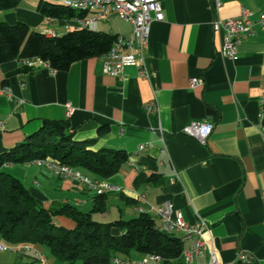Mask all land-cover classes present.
Listing matches in <instances>:
<instances>
[{"label": "crops", "instance_id": "crops-1", "mask_svg": "<svg viewBox=\"0 0 264 264\" xmlns=\"http://www.w3.org/2000/svg\"><path fill=\"white\" fill-rule=\"evenodd\" d=\"M40 1L20 0L16 7L0 10V21L23 22L40 32L52 29L56 35L74 29L69 18L47 22L38 9ZM218 1L219 7L216 0H159L163 19L150 24L145 52L148 78L139 77L132 66L120 76L107 75L100 57L75 61L67 70L55 72L39 62L1 63L0 88L7 86L10 95L0 94V153L39 129L43 120L66 119L75 140L90 141L87 148H121L128 154L116 173L96 179L118 188L104 192V212L92 213L97 221L147 213L159 224L157 209L169 202L187 222L208 223L206 236L218 264H264V135L260 130L264 33L243 38L236 54L228 57L220 53L222 33L212 27L216 18L236 17L243 7L256 19L264 0ZM114 18L119 17L104 22ZM109 27V32L125 36L131 29L129 23L125 30ZM193 77L202 83L191 87ZM150 101L156 104L154 112L145 108ZM67 105L72 109L69 114ZM194 121L213 124L204 144L182 133ZM102 124L107 131L98 135ZM2 170L17 177L45 208L70 203L80 210L79 205L86 206L84 212L92 209L96 191L71 177H60L34 162L5 164ZM56 220L73 226L67 217ZM189 244L183 241V250ZM37 253L59 264L38 244L15 256L19 264ZM145 255L130 250L117 256L139 261ZM204 262L205 257L199 256L193 264ZM151 264L185 262L180 255Z\"/></svg>", "mask_w": 264, "mask_h": 264}, {"label": "trees", "instance_id": "trees-1", "mask_svg": "<svg viewBox=\"0 0 264 264\" xmlns=\"http://www.w3.org/2000/svg\"><path fill=\"white\" fill-rule=\"evenodd\" d=\"M20 0H0V10L14 8ZM39 11L52 18H70L75 11L64 3L41 0ZM115 34L77 28L61 35L47 37L29 29L23 22L9 24L0 21V64L39 59L55 70H67L71 63L99 57L112 46ZM264 111V102H263ZM108 126L102 124L97 133ZM90 141H77L69 122L43 120L39 129L21 142L0 153V239L8 245H43L49 255L64 264H109L118 254L130 250L142 254H157L162 259L178 258L183 250L181 237L158 230L153 217L140 213L129 219L101 222L93 212H104L105 193L96 194L91 211L84 212L73 204L57 208L43 207L22 182L2 170L5 164L32 162L52 157L63 164L102 179L116 173L128 159L121 148H87ZM64 216L73 222L66 227L56 218ZM113 229H117L114 232ZM19 264H38V258Z\"/></svg>", "mask_w": 264, "mask_h": 264}, {"label": "built area", "instance_id": "built-area-1", "mask_svg": "<svg viewBox=\"0 0 264 264\" xmlns=\"http://www.w3.org/2000/svg\"><path fill=\"white\" fill-rule=\"evenodd\" d=\"M66 6L73 9L76 14L69 19L74 29L85 28L96 31L99 21H108L113 16L125 20L131 25L129 35L115 34L114 42L111 48L100 59L102 60L103 73L110 76H120L125 67L132 66L138 70V76L148 78L149 73L145 64V52L149 36L150 24L154 20H162L163 14L159 0H66L63 2ZM220 3L216 0V7ZM47 22L51 23L54 18L46 16ZM214 30L222 33V45L220 53L224 56L232 57L236 54L237 46L241 40L249 35H254L258 31L264 33V7L256 19L247 8H242L240 14L236 17L216 18L212 22ZM47 37H52L55 31L47 29L43 32ZM27 64L39 62L50 69L51 72L56 70L51 68L47 62L39 59L24 60ZM200 78H191V87L200 85ZM0 94L10 95V89L7 86L0 88ZM264 97L260 110V130L264 135ZM148 112L156 111V104L150 101L145 105ZM71 107L67 105V113L71 112ZM213 124L206 121H194L182 129V133L196 138L201 144H204L212 133ZM139 145L138 148H143ZM32 162L37 165H43L53 171L60 177H71L89 188L94 189L97 194H101L113 189L108 184L93 179L82 171L63 164L52 157L38 158ZM141 211V210H140ZM159 215V224L157 228L166 233H180L183 241H189L188 248L182 250L181 256L185 264H193L196 257H205L204 264H218V256L212 244V241L206 236L209 231L208 223L203 219H198L189 223L183 214L174 209L171 203H165L157 209ZM13 250L24 252L30 249L29 245H8L0 242V250ZM38 264H51L47 257L42 253H37ZM162 258L157 254H147L141 260L130 261L118 256L112 258L109 264H151ZM240 259L248 260L246 255H240ZM64 264V263H59Z\"/></svg>", "mask_w": 264, "mask_h": 264}, {"label": "rangeland", "instance_id": "rangeland-1", "mask_svg": "<svg viewBox=\"0 0 264 264\" xmlns=\"http://www.w3.org/2000/svg\"><path fill=\"white\" fill-rule=\"evenodd\" d=\"M112 24L113 29L114 30H122V29H126L128 28V23L125 20H122L120 18H114L111 22H104V21H99L98 22V30L101 32H109L110 31V25ZM80 208H82V210H87L88 208H86V206L84 205H79ZM93 219L98 220L97 219V214H94L92 216ZM2 251L0 255H6L7 258L5 259V261L3 259H0V264H18V260L15 256V252L13 250H0ZM132 252H136L135 250H131ZM47 255H49L48 251H47ZM50 257V255L48 256ZM52 257V256H51ZM4 261V262H3Z\"/></svg>", "mask_w": 264, "mask_h": 264}]
</instances>
